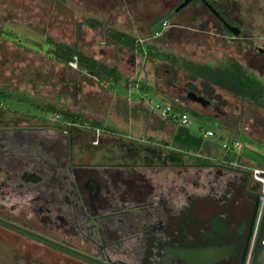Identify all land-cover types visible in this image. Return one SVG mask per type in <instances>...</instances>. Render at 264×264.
<instances>
[{
	"label": "flooded vegetation",
	"instance_id": "obj_1",
	"mask_svg": "<svg viewBox=\"0 0 264 264\" xmlns=\"http://www.w3.org/2000/svg\"><path fill=\"white\" fill-rule=\"evenodd\" d=\"M167 1L160 28L189 12L193 31L208 28L264 54V0ZM78 125L0 121V218L87 258L0 224L22 235V250L0 236V264H264L262 192L248 175L233 181L216 168L221 177L198 184L193 164L155 150L153 158L83 165L74 153Z\"/></svg>",
	"mask_w": 264,
	"mask_h": 264
},
{
	"label": "rangeland",
	"instance_id": "obj_2",
	"mask_svg": "<svg viewBox=\"0 0 264 264\" xmlns=\"http://www.w3.org/2000/svg\"><path fill=\"white\" fill-rule=\"evenodd\" d=\"M166 4L167 0H0V91L5 93L0 121L53 123L55 114L51 110L74 115L80 123L73 128L75 160L83 165L120 164L134 156L136 160L153 158L149 152L153 149L193 164L191 171L198 184H207L222 174L234 181L243 170L221 161L223 144L238 141L243 145L241 151L227 155L225 160L264 170V100L260 105L242 100L191 73L186 63L218 67L227 60H237L264 85V54L250 51L248 44L224 43L208 28L193 31L198 23L190 21L189 12L172 20L169 16L171 27L160 28L156 23ZM115 31L132 38L133 47L116 44ZM52 42L81 50L88 57L117 67L129 78L137 75L131 84L153 85L156 80L163 91L167 89L189 103L190 108H180L188 115L189 126L178 125V138L161 148L163 131L154 134L142 119H130L128 114L120 121V116L106 115L107 105L116 95L139 103L144 100L149 110L162 117L163 110L170 106L151 91L101 86L96 77L79 70L77 58L68 65L57 62ZM197 70L201 72L202 68ZM189 94L202 97L207 104L191 100ZM104 116L109 131L98 135L92 127ZM207 130L214 131L215 138L204 139ZM216 168L222 174L214 176ZM249 184H255L251 178ZM16 222L22 226L23 221ZM0 236L16 241L22 250L19 233L0 226ZM31 244L32 240H26V251H34ZM35 249L52 251L44 244Z\"/></svg>",
	"mask_w": 264,
	"mask_h": 264
},
{
	"label": "trees",
	"instance_id": "obj_3",
	"mask_svg": "<svg viewBox=\"0 0 264 264\" xmlns=\"http://www.w3.org/2000/svg\"><path fill=\"white\" fill-rule=\"evenodd\" d=\"M158 23L160 22H157L156 24ZM113 34L117 41L116 44L125 47H133L134 40L128 35L118 31H115ZM52 43L55 45L54 58L57 60V62L68 65V63L74 62L75 58H77L79 70L96 77L98 79V83L101 86H112V84L119 82L120 71L117 67H110L99 60L88 57L81 50L73 48L68 44L59 42ZM174 63L179 64V62ZM186 63L191 73H198V75H200L199 77L205 78L208 83L218 86L221 89L232 93L236 97L241 98L242 100H248L259 105L262 104L264 100V85L239 61L227 60L218 67L199 65L193 62ZM198 67L202 68L201 72L197 70ZM4 96L5 93L0 91V100ZM190 99L194 100L191 96ZM204 102L206 103V101ZM51 112L55 115H61L63 122H79L78 119L72 114L55 110H51Z\"/></svg>",
	"mask_w": 264,
	"mask_h": 264
},
{
	"label": "crops",
	"instance_id": "obj_4",
	"mask_svg": "<svg viewBox=\"0 0 264 264\" xmlns=\"http://www.w3.org/2000/svg\"><path fill=\"white\" fill-rule=\"evenodd\" d=\"M136 77H137V75H131V78H129L127 75H125L121 72L120 73V79H119L118 83H114V84H112V86H105V87H110V88H113V86L116 88L121 87V88H124V90H126L128 92H134L136 90H142L145 93H148L151 91V92L155 93L156 95H158V97L160 99H163L164 101H166L168 103V106L173 108V111L176 113V115L178 113H181V115L186 114L185 112L180 111L181 107L182 108L183 107L184 108H190L188 105L189 103L182 101L180 96L175 97L174 94H172V92H170L167 89L165 91H163L159 87L160 84H157L156 80L154 81L153 85H151V84L143 85L142 83L136 84V82H135V84H131L132 78H136ZM111 90H113V89H111ZM114 93L116 95V93H118V92H116L114 90ZM189 97H190V94H189ZM193 101H195V100H193ZM114 103H116L117 105L116 106L113 105ZM107 109H108V111L106 112V115H114L115 118L120 116L118 118L119 119L118 121H120V119L125 118L126 117L125 114H128L130 119H132V118H136L139 120L142 119L144 121V123H146V125L148 124V130H150V128H151L153 130L154 134H155V131H158V132L163 131L162 133L164 136V138H163L164 144L159 146L161 148L169 147L171 145L170 144L171 142H169V140L173 141L175 138H178V135H176V133H178L177 128H178V125H180V122H178L179 120L173 119L172 115H170L168 118H165L164 116L162 117L160 114H158L156 112H152L151 110H149L148 106H146V103L144 100L139 103V102H135V101H130L129 99H125V97H118L116 95V97L112 101V104L107 105ZM196 112L200 113L198 111H196ZM105 117L106 116L102 117V119H100L99 122L96 125H94V127H92V129L95 131H96V129H100V130H102V133L104 131H106L108 133L109 129L104 125ZM130 119H129V122H130ZM78 124H80V123H78ZM130 127L132 128L131 122H130L129 128ZM209 131H212V130H209ZM130 137H132V134ZM182 137H184V136H182ZM183 139H184V141H186L185 137ZM146 143L151 144L150 142H146ZM132 147H133V144H132ZM148 150H150V149H148ZM151 150H153V149H151ZM149 152H152V151H149ZM153 152H154V150H153ZM155 152L160 153L162 151H158V152L155 151ZM161 154H164V153H161ZM165 155L170 157L171 159H180L179 157L177 158L176 156H173V154H171V153H165ZM180 160L185 161L182 157ZM186 162L189 163L188 161H186Z\"/></svg>",
	"mask_w": 264,
	"mask_h": 264
},
{
	"label": "built area",
	"instance_id": "obj_5",
	"mask_svg": "<svg viewBox=\"0 0 264 264\" xmlns=\"http://www.w3.org/2000/svg\"><path fill=\"white\" fill-rule=\"evenodd\" d=\"M1 107H2V100H0V108ZM162 113H163V116L165 118H168L170 115H172V118L179 119V122L181 125L189 126V124H190L189 117L187 114H182L179 117L178 115H176V113L173 111V109L171 107H167L166 109L163 110ZM61 121H62V116L59 114H56L55 118L52 120L53 123H60ZM72 125H73V123L65 122V126H72ZM246 130H248V128H246ZM96 133H98V135H99L100 133H102V130L96 129ZM209 138H215V133L213 131L207 130L204 133V139H209ZM242 147H243V145L238 141L231 143V144L224 143L223 144V150L225 152V155H224L221 163L223 165H228L232 168H237V169L243 170V173L250 176V178L254 181V183L260 187L261 192H262V195H261V212H263V210H264V170L259 169V168H250L247 166H240L236 163L230 164L225 160L227 155H231L233 152H240ZM197 157H202V158H205L208 160H213L212 158H208L207 156H204L201 154H197Z\"/></svg>",
	"mask_w": 264,
	"mask_h": 264
},
{
	"label": "water",
	"instance_id": "obj_6",
	"mask_svg": "<svg viewBox=\"0 0 264 264\" xmlns=\"http://www.w3.org/2000/svg\"><path fill=\"white\" fill-rule=\"evenodd\" d=\"M189 2L190 1H186L181 8L185 7ZM168 19H170V18H168ZM190 96L192 97V99H194L197 102L203 103V101H204L203 98H199L195 94H190ZM0 224L5 225L7 227H10V228H12V229H14V230H16V231H18L20 233L25 234V235H28L29 237H32L33 239H35L37 241H40L42 243L48 244L50 246H53L55 248L67 251V252H69V253H71V254H73L75 256L82 257V258H87L85 255H83L82 253H80V252H78V251H76L74 249H71V248H69L67 246H64V245H62V244H60V243H58V242H56V241H54L52 239H49V238H47V237H45L43 235L35 233V232H33V231L29 230V229H26L24 227L15 225V224H13V223H11L9 221H6V220H4L2 218H0ZM263 227H264V223H263Z\"/></svg>",
	"mask_w": 264,
	"mask_h": 264
}]
</instances>
